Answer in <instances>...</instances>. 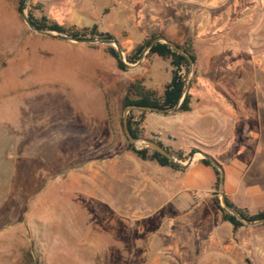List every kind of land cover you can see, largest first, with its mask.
I'll use <instances>...</instances> for the list:
<instances>
[{"label":"rangeland","instance_id":"374dc122","mask_svg":"<svg viewBox=\"0 0 264 264\" xmlns=\"http://www.w3.org/2000/svg\"><path fill=\"white\" fill-rule=\"evenodd\" d=\"M94 5L30 0L28 13L81 31L91 28L82 12ZM19 6L20 0H0V264H147L149 234L163 226L164 213L132 221L137 208L140 215L149 214L148 203L156 197L139 200L132 184L139 170L158 165L129 150L118 93L100 94L105 86L98 56L109 55L107 45L38 35L23 21ZM140 20L138 14L131 17ZM178 116V111L148 112L141 138L161 139L190 157L191 149L173 147L149 131L147 120ZM117 213L125 215L124 222ZM133 232L134 238L139 234V252H117L113 245L110 252L99 251L106 234L109 244L117 238L130 244ZM156 239L163 242L162 236ZM238 239L232 261L206 262L199 248L195 264H264V224L245 226Z\"/></svg>","mask_w":264,"mask_h":264},{"label":"crops","instance_id":"0c3cea01","mask_svg":"<svg viewBox=\"0 0 264 264\" xmlns=\"http://www.w3.org/2000/svg\"><path fill=\"white\" fill-rule=\"evenodd\" d=\"M244 1L92 0L95 5L82 15L84 23L111 33L126 54L153 34L193 50L192 110L179 112V120L151 118L147 120L149 131L163 135L162 139L180 150L198 149L212 156L224 170L226 198L253 215L264 210V9L246 8ZM129 11L133 14L128 15ZM136 14L141 17L139 23L131 21ZM65 17L71 19L68 13ZM98 57L105 86L100 94L115 91L121 103L132 82L143 79L148 89L162 95L172 76L170 60L157 55L125 72L110 55ZM149 168L139 170L132 184V194L139 200L156 196L153 205L148 203L149 214L140 215L142 209L137 208L132 221L164 213L163 228L149 234L147 264H195L199 248L206 262L214 258L232 261L245 226L235 230L223 221L215 203L213 168L201 160L183 172L159 165ZM116 217L122 222L126 218L122 213ZM136 236L131 233L130 244L118 238L109 244L106 234L99 251L110 252L113 245L117 252H139ZM161 236L163 242H158L156 237Z\"/></svg>","mask_w":264,"mask_h":264},{"label":"trees","instance_id":"16d2710c","mask_svg":"<svg viewBox=\"0 0 264 264\" xmlns=\"http://www.w3.org/2000/svg\"><path fill=\"white\" fill-rule=\"evenodd\" d=\"M23 3H24V0H20V6H19L20 12H21V7ZM37 9L40 10V7H38ZM29 17L31 21L34 23V25L40 29L55 30V31L63 32L70 36L79 37V38L100 37V38L115 39V37L111 33L100 32L96 24L92 26L91 28H84L81 31H72V30H67L66 28H64L63 26H61L60 24L56 22H50L47 16L45 15H42L39 19H34L32 15H29ZM157 37H160V35L153 34L151 37L145 39L143 43L137 45L133 49L132 52L126 55L128 62L132 64L137 63L140 60L145 48L150 44V42L153 39ZM180 47L192 57L194 62L196 61L195 54L191 48L182 47V46ZM106 52L117 61V67L119 70L124 71V72L128 71L127 67L120 60L119 53L115 47L107 46ZM153 55H157L164 60H170V63L172 66V76H171L170 81L167 83L163 94L159 95L158 92L148 89L144 85V80L139 79V80L132 82L129 85L127 93L122 102L123 107L130 106V105H139V106H151V107H156L160 109H168V108L173 107L179 101L182 87H183V81H184L185 75L189 67V62L187 58L177 53L167 44L161 43V42L157 43L156 45L152 47L146 59L150 58ZM194 77H195V71L193 72L191 83L193 82ZM191 101H192V96L189 94V91H188L178 112H190L192 110ZM146 114L147 112H139V114L136 115L134 111H132L129 114L128 126H129V130L133 137L135 138L142 137L143 135L142 125L144 123ZM152 140L160 144L167 151H169L172 155L176 156L177 158L181 160H187L189 157L188 155L185 156L182 152L172 151L170 148L166 147L161 141H158L155 139H152ZM129 150L132 151L142 161L155 162L160 167H167L174 171H180V172L185 171V169H182L174 165L165 156L161 155L157 151L152 150L151 148L137 149L131 142H129ZM196 151L197 150L195 149L191 150L189 155H191L192 153ZM201 162L204 165L213 168L216 174V178H217L216 183H215V188L217 189V186H218L217 169H215L208 160L203 159L201 160ZM226 200H227V203L231 207L235 208L243 217H245L248 220H260L264 218V210L261 212H258L257 214L252 215L247 210L238 208L228 198H226ZM215 203L219 207L220 211L222 212L223 221L231 223L235 230L245 226L235 216L228 213L221 206L220 199L218 197L217 192H215Z\"/></svg>","mask_w":264,"mask_h":264},{"label":"water","instance_id":"95a60500","mask_svg":"<svg viewBox=\"0 0 264 264\" xmlns=\"http://www.w3.org/2000/svg\"><path fill=\"white\" fill-rule=\"evenodd\" d=\"M29 4L30 0H24V3L21 7V16L25 24L28 26V28L41 36L45 37H52V38H57L65 41H70V42H75L79 44H100V45H107V46H113L116 48V50L119 53V58L120 60L124 63V65L127 67L129 70H133L136 68H139L142 64V62L146 59L147 55L150 53L152 47L156 45L157 43H165L168 46H170L173 50H175L177 53L180 55L184 56L187 58L189 62V67L187 70V73L185 75L184 81H183V87L181 91V95L179 98V101L171 108L168 109H160L156 107H151V106H139V105H130L124 107V112H123V127H124V132L128 140L134 145L138 144H143L144 148H151L154 151H157L161 155L165 156L171 163L174 165L182 168V169H187L189 166H191L195 161L197 160H208L212 166L217 169L218 171V196L220 199L221 206L230 214L235 216L240 222H242L245 226H258V225H263L264 224V218L260 220H248L245 217H243L235 208L231 207L226 200L225 192H224V179H225V173L221 165L209 154L202 152V151H196L190 155V157L186 160L183 161L176 156L172 155L169 151H167L164 147H162L160 144L157 142L150 140V139H145V138H135L132 136L129 126H128V117L129 114L132 111H140V112H155V113H161V114H169L173 112H177L183 103L186 94L189 91L190 84H191V79L193 76V71H194V60L192 57L185 51L183 50L180 46L176 45L169 39L161 36L153 39L150 44L145 48L140 60L132 64L128 62L126 58V54L123 51L121 45L117 42L115 39L111 38H100V37H94V38H79V37H74L70 36L66 33L55 31V30H45V29H40L34 25V23L31 21L28 13L29 9ZM142 148V149H144ZM138 149V148H137Z\"/></svg>","mask_w":264,"mask_h":264},{"label":"built area","instance_id":"2783aa9c","mask_svg":"<svg viewBox=\"0 0 264 264\" xmlns=\"http://www.w3.org/2000/svg\"><path fill=\"white\" fill-rule=\"evenodd\" d=\"M243 4L249 9H264V0H245Z\"/></svg>","mask_w":264,"mask_h":264}]
</instances>
